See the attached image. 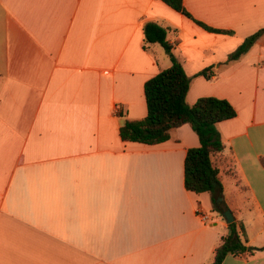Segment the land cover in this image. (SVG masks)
I'll return each mask as SVG.
<instances>
[{"label": "crops", "instance_id": "0c3cea01", "mask_svg": "<svg viewBox=\"0 0 264 264\" xmlns=\"http://www.w3.org/2000/svg\"><path fill=\"white\" fill-rule=\"evenodd\" d=\"M183 2L233 33L162 0H0V264H213L230 228L210 192L185 187L198 135L184 124L155 145L120 136L147 115L145 82L171 65L145 42L147 22L168 29L190 105L217 96L237 111L217 123L212 161L258 249L222 264H264V31L228 61L264 28V0Z\"/></svg>", "mask_w": 264, "mask_h": 264}, {"label": "trees", "instance_id": "16d2710c", "mask_svg": "<svg viewBox=\"0 0 264 264\" xmlns=\"http://www.w3.org/2000/svg\"><path fill=\"white\" fill-rule=\"evenodd\" d=\"M162 1L210 32L233 33L231 30L213 28L195 19L186 9L183 0ZM263 31L264 28L246 37L229 54L228 61L236 60L246 53ZM167 33L168 29L156 22L144 25L145 42L160 43L170 55L171 65L145 82L147 115L141 119L126 120L119 129L120 136L124 141L155 145L169 140L174 129L189 124L198 135L200 144L187 150L184 164L185 187L196 193L210 192L214 208L223 213L229 207L224 200V186L212 156L224 149L217 123L234 118L237 111L229 100L217 96L199 97L193 105L187 102L191 78L175 55ZM208 69L201 70L197 75L210 78ZM219 197L222 200L217 202ZM229 228L230 233L223 237V242L216 248L213 264H222L229 254H252L258 249L247 244L248 238L242 222L235 220L229 224Z\"/></svg>", "mask_w": 264, "mask_h": 264}, {"label": "water", "instance_id": "95a60500", "mask_svg": "<svg viewBox=\"0 0 264 264\" xmlns=\"http://www.w3.org/2000/svg\"><path fill=\"white\" fill-rule=\"evenodd\" d=\"M222 197L217 199V202L221 201ZM223 216L226 218L227 222L230 224L235 221L234 215L230 209H227L223 212Z\"/></svg>", "mask_w": 264, "mask_h": 264}, {"label": "built area", "instance_id": "2783aa9c", "mask_svg": "<svg viewBox=\"0 0 264 264\" xmlns=\"http://www.w3.org/2000/svg\"><path fill=\"white\" fill-rule=\"evenodd\" d=\"M198 215L200 216V218L202 219V221L204 222H209L210 221V216L206 213H204L202 210L198 209L197 210Z\"/></svg>", "mask_w": 264, "mask_h": 264}, {"label": "rangeland", "instance_id": "374dc122", "mask_svg": "<svg viewBox=\"0 0 264 264\" xmlns=\"http://www.w3.org/2000/svg\"><path fill=\"white\" fill-rule=\"evenodd\" d=\"M208 212L212 213L213 211L212 212L211 211H208Z\"/></svg>", "mask_w": 264, "mask_h": 264}]
</instances>
